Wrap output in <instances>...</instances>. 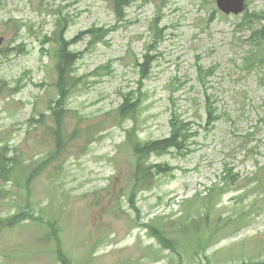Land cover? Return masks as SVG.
<instances>
[{
    "label": "rangeland",
    "instance_id": "1",
    "mask_svg": "<svg viewBox=\"0 0 264 264\" xmlns=\"http://www.w3.org/2000/svg\"><path fill=\"white\" fill-rule=\"evenodd\" d=\"M246 2L264 15V0ZM249 20L215 0H135L121 20L112 0H3L0 148L21 171L0 179V264H59L55 246L72 264H180L147 234L154 217L175 230L194 222L193 235L174 233L182 264L264 262V66L244 69L259 61L238 26ZM93 29L101 38L89 45ZM60 33L79 60L57 148L48 127ZM124 95L138 105V140L167 137L171 116L191 136L149 157L163 172L149 168L150 189H134L133 208V121L112 123ZM17 216L37 220H7ZM203 232L213 234L206 249Z\"/></svg>",
    "mask_w": 264,
    "mask_h": 264
},
{
    "label": "trees",
    "instance_id": "2",
    "mask_svg": "<svg viewBox=\"0 0 264 264\" xmlns=\"http://www.w3.org/2000/svg\"><path fill=\"white\" fill-rule=\"evenodd\" d=\"M3 0H0V3ZM132 0L126 1V0H112L113 4V11L115 13V16L118 20H121L124 18V10L126 7H128L131 4ZM57 26L60 25L59 22L56 24ZM101 30L99 29H93L90 32L86 33V36L89 37V45H91L93 42L98 41L101 36L99 35ZM264 38V28L262 31H260ZM256 39L260 40L262 39L260 36H255ZM264 40V39H263ZM54 43H56L57 48L54 52L55 59H56V65H55V71L57 73V80H56V90L60 96V101L57 102L54 107L49 108L52 113V127L48 129L49 134L52 135V138L56 141L60 135V133L63 131V126H60V124L57 122L56 117L57 116H63L67 112V110L64 109V99L69 95L72 88L77 84V79H75V76L73 75V67L77 60L79 59V55L71 52L67 49V47L70 46L68 42H64L61 33L57 35L56 39L54 40ZM147 58V56L145 57ZM247 60V58H246ZM255 60V59H254ZM261 62V59L259 58V61ZM144 70L140 71L141 79H144ZM138 111V105L137 102H131L128 95H124L122 99V103L117 108V117L120 121L123 119L127 120L130 119L133 121L132 127L127 130L126 132V140L125 142L130 145L132 154L134 156V163H135V169H134V176H133V185L132 190L130 192V203L133 208V197L136 193L134 189L138 186L143 187L145 189H150L148 185L151 184V179L149 168H153L156 172V174H161L160 172H163L161 165H151L149 164V157L152 155H159V154H166L169 152L170 149L172 150H181V145L189 140L190 137L187 136L186 131L183 129V126H185L179 119L175 118L174 116L171 117L169 124H170V135L162 140H154L149 142H142L137 139L138 132L135 129L136 125V114ZM44 114H41L43 116ZM33 120L30 119L28 122H32ZM57 148H60L59 143H54ZM8 147L5 146L3 148H0V168L8 169L9 173L14 168H19L20 163H18L14 158L10 159L3 155V153L6 154ZM7 156V155H6ZM8 162H11L12 165L8 167ZM133 163V165H134ZM170 172V170H169ZM3 179V178H1ZM28 182V181H26ZM144 185V186H143ZM147 185V187L145 186ZM26 219H29L31 221H35L37 219L31 218H22V217H14L7 219L11 224H18ZM41 221V219H39ZM158 218L154 217L150 219V221L144 225V227L147 230V234L154 238L160 247L163 250H169L172 254L175 253L176 255L178 250V239L174 235L175 232H180L185 235H193V229H194V222L191 220H185L180 221L178 223L185 224L186 226H182L181 230H175L174 227L165 228L157 226L154 222L157 221ZM169 223L173 224L172 221ZM2 224V222H0ZM46 226H49L50 228L56 230L55 226L51 222H46ZM57 232V230H56ZM57 233H53V238H57ZM199 234L197 240H198V248L206 249L209 241L208 238L212 236L210 232H203V233H197ZM170 242L174 244V247L170 245ZM194 254L197 255V250L194 251ZM54 256L56 261L58 260L59 264H72L73 262L70 261L66 254L62 251L60 246H55L54 250ZM179 263L182 264L181 256H177Z\"/></svg>",
    "mask_w": 264,
    "mask_h": 264
},
{
    "label": "bare ground",
    "instance_id": "3",
    "mask_svg": "<svg viewBox=\"0 0 264 264\" xmlns=\"http://www.w3.org/2000/svg\"><path fill=\"white\" fill-rule=\"evenodd\" d=\"M135 0H132V2H131V4L134 2ZM130 4V5H131ZM113 5V4H112ZM129 5V6H130ZM215 5H216V8L219 10V12H221L222 14H224V15H227V16H239V15H241L245 10H246V15L248 16V18L250 19L249 21H247V22H242V21H240V23L238 24V26H243V27H246L248 30H249V33H250V35H249V38L247 39L249 42H250V45L253 47V50H251V53L253 54V55H255L256 57H258V58H260L261 59V62H258L257 60H251V61H249V62H246V64H245V66H244V69H246L247 71H249V72H251V71H253V70H255V68H256V66H264V55L263 56H259V53H263L264 54V38H263V36H262V34L260 33V31H262V29L264 28V15H252V14H248L247 13V8H248V3L246 2V0H242V10L240 11V12H238V13H233V12H229V13H226V12H223V11H221L219 8H218V6H217V0H215ZM212 19V18H211ZM158 26H157V24H155V26H154V31H158ZM255 36H260L262 39H260V40H258V39H256L255 38ZM160 40H161V37H157V41L158 42H160ZM79 60V59H78ZM77 60V61H78ZM144 73H146V69H144V71H143ZM261 80H260V83H259V85H260V87L262 88V90H264V80L262 79V75H261ZM77 83H78V81H77ZM55 86H56V84H55ZM58 93V92H57ZM70 94H71V91H70V93H69V95L68 96H70ZM67 96V97H68ZM122 99H123V97H122ZM60 101V96H59V94H58V101L57 102H59ZM56 102V103H57ZM55 103V104H56ZM122 103V102H121ZM54 104V105H55ZM54 105L52 106V107H54ZM140 106V105H139ZM51 107V108H52ZM119 107V106H118ZM117 107V108H118ZM117 108L115 109V115H114V119H113V122L112 123H116V124H118V125H122L125 121H127V120H130V119H127V120H125V119H123L122 121H120L119 119H118V117H117ZM64 109L65 110H67V112L66 113H68L69 111H71L69 108H67V105L66 104H64ZM50 113H52V111L50 110ZM66 113L64 114V117L63 116H57L56 117V120H57V122L60 124V126H63V124H64V118H65V115H66ZM110 112H108L107 114H109ZM172 117V116H171ZM132 121V120H131ZM185 126H189V124L188 123H184L183 121H181ZM50 127H52V122H51V126ZM50 127H48V129L50 128ZM126 132H127V130H126ZM126 132H125V139H126ZM170 135V130H169V134H168V136ZM167 136V137H168ZM167 137H165V138H167ZM139 138V137H138ZM165 138H162V139H165ZM190 138H191V136H190ZM66 136H65V134L63 133V132H61L60 133V135H59V137H58V139L55 141L53 138H51V140H52V142L53 143H59L60 144V147H62L63 146V144L64 143H66L67 141H66ZM162 139H159V140H162ZM142 141V140H141ZM142 142H144V141H142ZM172 149H170L169 151H171ZM3 155L5 156V157H7L6 156V154L5 153H3ZM0 158H2V157H0ZM13 170H15L16 172H18V171H21V170H19V169H17V168H14L13 167ZM1 178H4L6 181H11V178H10V176H9V171H8V169H5V168H0V179ZM170 245L172 246V247H174V244L172 243V242H170ZM177 255L175 254V253H173L175 256H181L182 257V255L179 253V251L177 250ZM183 259V258H182ZM179 261V260H178ZM181 262H182V260H181ZM242 263H246V261L245 262H242ZM248 264H252V263H248Z\"/></svg>",
    "mask_w": 264,
    "mask_h": 264
},
{
    "label": "water",
    "instance_id": "4",
    "mask_svg": "<svg viewBox=\"0 0 264 264\" xmlns=\"http://www.w3.org/2000/svg\"><path fill=\"white\" fill-rule=\"evenodd\" d=\"M218 8L226 13H238L242 10V0H217Z\"/></svg>",
    "mask_w": 264,
    "mask_h": 264
}]
</instances>
